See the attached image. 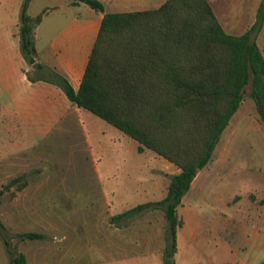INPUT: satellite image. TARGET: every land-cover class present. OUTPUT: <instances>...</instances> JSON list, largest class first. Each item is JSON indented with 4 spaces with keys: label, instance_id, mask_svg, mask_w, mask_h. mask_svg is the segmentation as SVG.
I'll list each match as a JSON object with an SVG mask.
<instances>
[{
    "label": "rangeland",
    "instance_id": "rangeland-1",
    "mask_svg": "<svg viewBox=\"0 0 264 264\" xmlns=\"http://www.w3.org/2000/svg\"><path fill=\"white\" fill-rule=\"evenodd\" d=\"M23 1L0 0V264H11L12 250L26 264H153L115 258L147 253L134 242L148 232L156 242L150 255L161 253L163 213L110 219L162 200L179 169L149 150L138 154L135 141L85 110L72 107L57 128L44 108L32 118L19 112L34 73L19 50ZM262 1L251 0L250 9L257 12ZM256 41L262 48L264 26ZM249 91L177 207L183 227L173 264H264V125ZM21 176L24 189H5ZM22 233L43 239L22 240Z\"/></svg>",
    "mask_w": 264,
    "mask_h": 264
},
{
    "label": "trees",
    "instance_id": "trees-1",
    "mask_svg": "<svg viewBox=\"0 0 264 264\" xmlns=\"http://www.w3.org/2000/svg\"><path fill=\"white\" fill-rule=\"evenodd\" d=\"M20 13L19 50L31 67V82L59 87L69 102L90 112L135 141L137 152L149 150L179 169L169 179L166 196L112 216L159 210L166 221L161 264H173L176 232L182 225L177 207L193 180L211 161L216 145L243 101L246 87L259 121L264 125V44L257 36L264 26V0L254 23L241 35L226 33L207 0H167L153 10L104 13L98 0L83 3L103 17L77 90L37 62L35 30L42 16ZM21 177L4 187L27 185ZM1 194V191H0ZM13 195V194H12ZM0 226H2L0 222ZM22 240H42L37 233L18 234ZM11 264L26 257L9 251Z\"/></svg>",
    "mask_w": 264,
    "mask_h": 264
},
{
    "label": "crops",
    "instance_id": "crops-1",
    "mask_svg": "<svg viewBox=\"0 0 264 264\" xmlns=\"http://www.w3.org/2000/svg\"><path fill=\"white\" fill-rule=\"evenodd\" d=\"M47 1L51 3L37 6L41 3L40 0H30L26 9V13L32 17L48 9V11L43 14L41 22L35 30L37 62L43 66L45 72L48 70L56 72L66 78L73 89L77 90L97 36L103 13L96 12L83 3L73 5L72 0ZM98 1L102 3L104 13H123L157 9L167 0ZM207 1L221 27L228 34L241 35L254 23L253 15H255L256 11L250 9L251 0ZM34 4L37 6L36 10L28 12L29 8ZM105 6H108L110 11L106 12ZM30 71H32V69H30ZM28 85L30 87V96L26 101L27 105L23 107L22 105L19 106V112L27 113L25 117L32 118L35 115L34 111H37L38 107L44 108L47 113V118L52 120L50 127L57 128L61 119L73 114L72 107L78 111L83 110L72 105L63 91L54 84L39 80L28 82ZM77 113L79 112H74L75 115ZM67 125L68 124H65L64 127L60 128L66 129V127H68ZM182 227L183 225L179 228L181 229ZM116 228L118 229V227ZM148 233L136 234V241L134 242V244L146 246L147 253L142 255L138 253L133 256L129 255L131 253H123V256L115 258L116 262H139L140 259H146L153 264H161L162 252L158 254L152 253V255H150L151 244L154 245L156 242L153 240L155 236L152 238L150 233ZM127 237L128 236H125L124 238ZM165 237L163 238V243L159 246L162 251L165 247ZM176 243L177 251L175 254L178 253L179 247L177 232ZM133 252L134 250L132 253Z\"/></svg>",
    "mask_w": 264,
    "mask_h": 264
}]
</instances>
